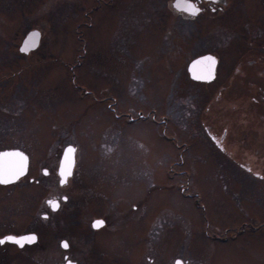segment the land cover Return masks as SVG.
Masks as SVG:
<instances>
[{
  "label": "rangeland",
  "instance_id": "rangeland-1",
  "mask_svg": "<svg viewBox=\"0 0 264 264\" xmlns=\"http://www.w3.org/2000/svg\"><path fill=\"white\" fill-rule=\"evenodd\" d=\"M172 1L0 0V151L29 159L0 185V237L36 235L0 264H264V0ZM209 54L215 77L194 80ZM223 128L232 156L208 136Z\"/></svg>",
  "mask_w": 264,
  "mask_h": 264
},
{
  "label": "water",
  "instance_id": "water-1",
  "mask_svg": "<svg viewBox=\"0 0 264 264\" xmlns=\"http://www.w3.org/2000/svg\"><path fill=\"white\" fill-rule=\"evenodd\" d=\"M206 1V0H204ZM213 2H221L224 3V0H210ZM173 7L178 10V11H182L184 13H189L191 15H196L197 8L194 7L193 3L190 2L189 0H173L172 1ZM39 38H40V31L39 30H29V32H27V34L25 35V37L20 41L21 44L18 47V51L27 54L28 51L30 50H35L38 47L39 44ZM211 56L214 58V56H212L211 54L209 55H203V56H199L198 58H195L193 60H191L188 64V75L193 78L194 80L197 81H210L213 77H214V70H215V66H216V60L215 63L213 64L211 61L204 59V57H208ZM215 59V58H214ZM70 145H65L61 155H60V160L58 163V170H57V174H58V178H59V185H63L66 183L67 177L71 175L72 170H73V165H74V147H72L73 151H68V147ZM14 153V152H21L18 149H3L0 151V173H2L6 168L7 169H11L14 170L17 165H18V157L15 156H7L5 157L3 155V153ZM23 153V152H21ZM24 154V153H23ZM24 157H26V155L24 154ZM27 163H28V159L26 158L24 161V168L22 171V174H19L16 176L15 179H11L9 178L7 182H0V184H11L15 181H17L18 178L23 177V175L26 174L27 172ZM43 174H47V170L44 169ZM61 200H64V196L61 197ZM48 204L49 207L52 211H56L57 206H58V201L57 200H50L48 199ZM53 202V203H50ZM45 217V215H44ZM102 220H95L94 223L96 224V226H93L94 228H98L101 224L103 223H96ZM103 222V221H102ZM6 236H13L16 237L19 240V243H15L12 241H6L9 243H13V244H17L19 247H23L26 244H34V242L36 241V235L32 234V233H26V234H22V235H5ZM35 237V239H32V237ZM0 238V240H3V238ZM61 245L63 248L65 242L61 241ZM4 243V242H3ZM2 244V243H0ZM64 264H76L74 261H69L66 259V256H64ZM180 264V260H176L175 264Z\"/></svg>",
  "mask_w": 264,
  "mask_h": 264
},
{
  "label": "snow or ice",
  "instance_id": "snow-or-ice-1",
  "mask_svg": "<svg viewBox=\"0 0 264 264\" xmlns=\"http://www.w3.org/2000/svg\"><path fill=\"white\" fill-rule=\"evenodd\" d=\"M195 11H198L195 10ZM204 59H207L209 61H211L213 64L215 63V59L211 56H208V57H204ZM68 151H73L72 147L69 146L68 147ZM3 155L5 157L7 156H15V157H18L19 160H18V165L17 167L14 169V170H11V169H5L2 173H0V182H7L9 178L11 179H15L17 175L19 174H22V171H23V168H24V161L26 159V157H24V154L21 153V152H14V153H3ZM50 203H53V202H50ZM96 223H103L102 221H99V222H96ZM94 226H96V224L94 223ZM32 239H35V237L33 236ZM5 241H12V242H15V243H19V240L16 238V237H13V236H6L3 238V240H0V243H3ZM64 247H67V244L65 243L64 244ZM179 264V262H178Z\"/></svg>",
  "mask_w": 264,
  "mask_h": 264
},
{
  "label": "flooded vegetation",
  "instance_id": "flooded-vegetation-1",
  "mask_svg": "<svg viewBox=\"0 0 264 264\" xmlns=\"http://www.w3.org/2000/svg\"><path fill=\"white\" fill-rule=\"evenodd\" d=\"M227 130L225 129V128H223L220 132H219V134L218 135H214V134H216L215 132H213V134H209V137H210V139L212 140V142L214 141V143H215V145H217L218 147H220V149H222L223 151L225 150L224 149V147H225V145L227 144V139H225V136L227 135V132H226ZM73 174V173H72ZM54 198H57V200H60V202L59 203H63L64 201H66L67 199H64V201H62L61 199H60V197L59 196H55ZM78 200L79 199H77V202H78ZM45 204V203H44ZM60 205V204H59ZM59 205H58V207H57V209L59 208ZM46 207H47V205H45ZM61 207V206H60ZM47 209H48V207H47ZM45 214H47V213H43V216L45 215ZM41 217L42 219H46L45 220V222L47 223V220H48V217H47V215L45 216V217ZM93 218H89L88 219V221H85V225L86 226H88V227H90L92 230H95V231H98V230H100V228H102L103 226H101L99 229H93L92 227V222H93V220H92ZM102 219V218H101ZM104 220V219H103ZM105 222V221H104ZM69 249V246H68V244H67V248H66V251ZM63 257L64 256H62V260H61V264L63 263V261H64V259H63ZM66 259H71V257H69V256H67L66 257ZM74 261H76V260H74ZM77 263V262H76ZM79 264V263H78Z\"/></svg>",
  "mask_w": 264,
  "mask_h": 264
},
{
  "label": "trees",
  "instance_id": "trees-1",
  "mask_svg": "<svg viewBox=\"0 0 264 264\" xmlns=\"http://www.w3.org/2000/svg\"><path fill=\"white\" fill-rule=\"evenodd\" d=\"M246 124H247V123H246ZM226 155H227V156H228V155H231V156H232V154H231L229 151H227Z\"/></svg>",
  "mask_w": 264,
  "mask_h": 264
}]
</instances>
